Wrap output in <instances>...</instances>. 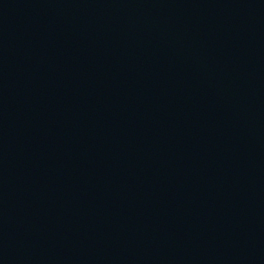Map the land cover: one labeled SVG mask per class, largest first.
Listing matches in <instances>:
<instances>
[{
    "label": "water",
    "instance_id": "95a60500",
    "mask_svg": "<svg viewBox=\"0 0 264 264\" xmlns=\"http://www.w3.org/2000/svg\"><path fill=\"white\" fill-rule=\"evenodd\" d=\"M136 264H264V110L211 189Z\"/></svg>",
    "mask_w": 264,
    "mask_h": 264
}]
</instances>
